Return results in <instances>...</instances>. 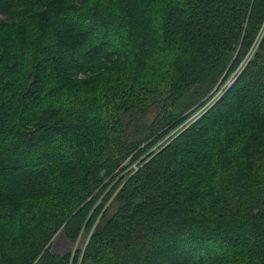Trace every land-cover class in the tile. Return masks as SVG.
<instances>
[{
  "label": "trees",
  "instance_id": "obj_1",
  "mask_svg": "<svg viewBox=\"0 0 264 264\" xmlns=\"http://www.w3.org/2000/svg\"><path fill=\"white\" fill-rule=\"evenodd\" d=\"M69 263L264 264V0H0V264Z\"/></svg>",
  "mask_w": 264,
  "mask_h": 264
},
{
  "label": "rangeland",
  "instance_id": "obj_2",
  "mask_svg": "<svg viewBox=\"0 0 264 264\" xmlns=\"http://www.w3.org/2000/svg\"><path fill=\"white\" fill-rule=\"evenodd\" d=\"M253 51H254V48H253L252 52H250L248 54V58L251 56ZM113 59H114V57H110V60H113ZM119 60H121V58H119ZM229 82H231V78L226 82L225 85H227ZM139 89H142L141 90L142 92L139 93V94L142 95L143 99L148 100V99L154 98L157 95L153 91H156V92L162 91L163 90V86H156L155 88L150 89V90H148L145 87H141ZM216 95H217V92L215 93V95L213 97H211L209 100H207V102L202 107H200L197 110V112L193 116H191V118L197 117V116H200L201 114H203L205 112V110L209 107V105L212 104V102H213L214 98L216 97ZM154 116H155V113L152 111V108L150 107L149 111L146 114L145 122L151 121L154 118ZM173 132H171V134ZM240 147H241V145H240ZM124 164H125V162H123L122 166ZM135 167H136V165L132 164L128 169L132 170ZM128 169L125 170V172H127ZM103 195L104 194H102L100 196V198H102ZM113 195H114V193L112 195H110V198L105 202V204H103L100 212H102L104 209L107 208L108 209L107 214L110 215L114 211L115 205H114V202H113V197H112ZM92 224H91L92 226H90V228L88 230H86L85 228H81L80 229V231L78 232V234L75 237V242H74V244L72 246H69V244L66 243V245H68L70 247L71 259H72V256L75 254L76 251H79V252L82 251V249H83V247L85 245V242L87 240L88 235L97 227L99 222L98 221H94ZM59 231L60 230H57V232L53 235L51 241H53V243H55L56 241L59 240L60 242L62 241V244H63L64 239H63L62 235L60 233H58Z\"/></svg>",
  "mask_w": 264,
  "mask_h": 264
}]
</instances>
